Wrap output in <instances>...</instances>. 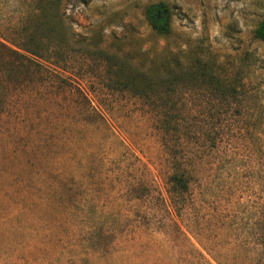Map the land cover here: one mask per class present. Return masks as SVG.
Wrapping results in <instances>:
<instances>
[{
    "label": "rangeland",
    "instance_id": "obj_1",
    "mask_svg": "<svg viewBox=\"0 0 264 264\" xmlns=\"http://www.w3.org/2000/svg\"><path fill=\"white\" fill-rule=\"evenodd\" d=\"M46 1L0 0V264H264V0H61L93 123L22 67L17 46ZM158 2L165 38L145 16ZM113 55L154 76L165 59L198 61L237 88L221 102L188 86L182 196L168 194L170 159L143 109L102 89Z\"/></svg>",
    "mask_w": 264,
    "mask_h": 264
},
{
    "label": "trees",
    "instance_id": "obj_2",
    "mask_svg": "<svg viewBox=\"0 0 264 264\" xmlns=\"http://www.w3.org/2000/svg\"><path fill=\"white\" fill-rule=\"evenodd\" d=\"M77 2L86 4L87 0ZM60 4L61 0H47L43 8L35 10L33 24L26 29L28 34L22 39L24 43L18 44L17 49L30 55L22 67L27 72L30 70L31 75L36 76V81L44 76L50 85L67 91L71 96L75 95L73 105L81 108L84 116L81 120L93 123L94 119L89 113L96 111L91 108V100L75 82L77 75L67 68L68 65L80 62L70 50L81 45L82 41L70 32V24L58 17ZM145 16L153 34L162 38L171 34L172 13L166 3L149 5ZM254 34L258 40L264 42V19L259 22ZM95 51L102 53L100 50ZM103 63L100 74L112 86L102 89L108 92H125L143 109L144 117L146 116L151 129L157 133L158 141L170 159L171 170L166 177L168 194L182 196L187 193L189 172L186 168L187 156L184 147L192 136L189 135L192 124L190 118L184 115L187 102L183 96L188 93L189 85L197 84L202 91L216 94L221 102H227L235 96L237 88L212 74L207 65L198 61L183 68L174 57L171 60L165 59L156 70V76L126 69L125 61L118 59L116 55L105 56ZM76 191L79 192L80 189L77 187Z\"/></svg>",
    "mask_w": 264,
    "mask_h": 264
}]
</instances>
